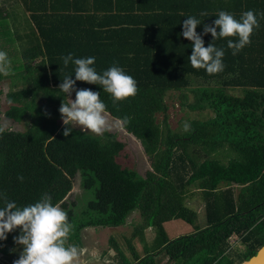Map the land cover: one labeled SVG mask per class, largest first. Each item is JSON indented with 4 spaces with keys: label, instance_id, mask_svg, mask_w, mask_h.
Listing matches in <instances>:
<instances>
[{
    "label": "trees",
    "instance_id": "16d2710c",
    "mask_svg": "<svg viewBox=\"0 0 264 264\" xmlns=\"http://www.w3.org/2000/svg\"><path fill=\"white\" fill-rule=\"evenodd\" d=\"M248 9L264 13V0H0V50L9 61L0 71V83L9 80L4 112L0 89V191L17 206L46 192L65 208L79 173L94 197L79 218L66 210L72 241L83 228L120 227L139 215L133 234L142 253L125 239V255L114 242L111 264L246 262L264 245V16L235 55L226 41L237 37L204 34L205 46L224 48L223 70L212 74L190 64L191 42L180 30L188 15L201 20L200 32L218 10L238 19ZM68 52L94 56L97 72L115 64L136 80V94L115 103L101 85L76 86L98 91L105 113L138 141L149 164L143 175L117 161L124 144L114 134L60 123L67 97L58 85L75 67L61 60ZM175 93L196 113L188 130L167 122L166 99ZM1 117L25 127L3 129ZM67 126L73 131L65 137ZM171 220L194 232L170 239L164 225Z\"/></svg>",
    "mask_w": 264,
    "mask_h": 264
},
{
    "label": "clouds",
    "instance_id": "9594fccd",
    "mask_svg": "<svg viewBox=\"0 0 264 264\" xmlns=\"http://www.w3.org/2000/svg\"><path fill=\"white\" fill-rule=\"evenodd\" d=\"M200 15H204L201 13ZM264 13L252 9L244 11L239 18L231 12L218 10V14L210 24L202 25L197 32L196 26L201 20L194 15H188L181 22L180 35L191 42V52L188 55L194 68H203L207 73H217L223 70L224 48L213 43L205 46L204 34H211L212 40L224 37H237L226 41L228 48L235 55L245 45L250 43L254 28L258 27V17ZM94 56L74 57L71 52L61 56L65 66L71 62L75 67L73 75H65L58 85L65 97L74 93V98L67 103H60L58 112L63 124L75 122L82 130H91L101 134L107 125L105 103L100 99V93L89 88H77L76 81L101 85L109 93L115 103L118 100L134 96L137 92L136 80L127 74L120 66L113 64L107 69L97 72L94 66ZM9 64L7 53L0 50V71L7 72ZM123 124L128 123V117H123ZM184 130L189 129L187 122H182ZM73 131L71 126L63 127L62 135L67 137ZM17 179L22 181L23 176ZM68 214L58 205L52 203L48 193H41L32 203L17 206L14 200H9L0 191V242L9 233L14 243L20 246L18 257L12 264H73L80 255L76 244L67 245L65 241L70 232Z\"/></svg>",
    "mask_w": 264,
    "mask_h": 264
},
{
    "label": "rangeland",
    "instance_id": "374dc122",
    "mask_svg": "<svg viewBox=\"0 0 264 264\" xmlns=\"http://www.w3.org/2000/svg\"><path fill=\"white\" fill-rule=\"evenodd\" d=\"M11 49V48H10ZM9 80L5 79L0 83V89L2 90L1 96V111L4 112L9 103L5 100V93L8 89ZM188 101L192 102L191 93L188 91ZM179 93L172 94L169 98L166 99L168 110L167 122L169 127L173 131H179L182 127V122H187L189 119H192L196 113L191 111L187 106H182L180 104V99L178 98ZM74 98V93L72 96L67 97L68 99ZM107 125L104 131H108L116 136V138L124 144L123 150L120 152L117 161L121 166L135 170L140 175H143L144 172L149 168V164L146 156L144 155L139 143L131 135L127 134L121 127V124L115 119L111 118L108 114L105 113ZM158 120H161V116L158 117ZM60 123L63 124L60 119ZM70 125L76 129L82 130V126L77 125L75 122H70ZM1 127L3 129L9 130H23L25 127V121L16 123L12 120L1 117ZM88 132L94 136L100 135L92 132L91 130H82ZM94 197L93 189H84L81 186V177L80 174H76L73 183L72 189L68 194L65 205L66 207L62 208L63 210H71L73 217H81V212L87 205V202ZM197 199V198H196ZM197 201V200H196ZM195 204V205H194ZM191 208L194 211H198L199 215L198 221H202L203 218L202 211L200 210L199 203L193 201L191 203ZM139 220V215L137 212H133L128 220L126 225L120 227H86L83 228L78 235V240L72 241L73 230H70L72 233L68 235L65 244H77L80 249V255L73 261V264H111L114 261L116 256V251L114 247V242L120 250H123L125 255L127 254L128 246L125 239L131 240L130 244L133 246L135 251L139 254L142 253L143 242L140 241L139 237L133 234L136 223ZM164 228L167 232V235L170 239L177 238L183 235H189L194 232V226L189 225L182 220H171L164 225ZM15 235V232L9 233L7 238L0 242V264H12L13 260L18 257L20 246L16 245L12 239ZM153 231L148 229L144 233L145 242L151 244L153 238ZM230 243L233 246H239L238 240L234 237L230 239Z\"/></svg>",
    "mask_w": 264,
    "mask_h": 264
},
{
    "label": "water",
    "instance_id": "95a60500",
    "mask_svg": "<svg viewBox=\"0 0 264 264\" xmlns=\"http://www.w3.org/2000/svg\"><path fill=\"white\" fill-rule=\"evenodd\" d=\"M242 264H264V245L261 246L254 256Z\"/></svg>",
    "mask_w": 264,
    "mask_h": 264
}]
</instances>
